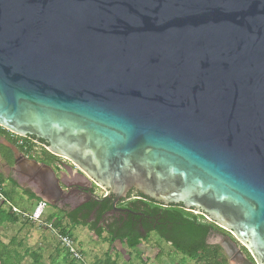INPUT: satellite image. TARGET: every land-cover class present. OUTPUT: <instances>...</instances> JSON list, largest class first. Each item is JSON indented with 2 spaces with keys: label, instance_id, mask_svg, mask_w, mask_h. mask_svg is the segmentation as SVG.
Masks as SVG:
<instances>
[{
  "label": "water",
  "instance_id": "1",
  "mask_svg": "<svg viewBox=\"0 0 264 264\" xmlns=\"http://www.w3.org/2000/svg\"><path fill=\"white\" fill-rule=\"evenodd\" d=\"M0 128L68 162H33L48 206L79 174L264 264V0H0Z\"/></svg>",
  "mask_w": 264,
  "mask_h": 264
},
{
  "label": "trees",
  "instance_id": "2",
  "mask_svg": "<svg viewBox=\"0 0 264 264\" xmlns=\"http://www.w3.org/2000/svg\"><path fill=\"white\" fill-rule=\"evenodd\" d=\"M21 150L23 151V149ZM40 154L42 157L55 159L45 150H42ZM44 162L46 161L44 160ZM7 180L18 188L11 178ZM4 181L5 179L0 175V186ZM22 192L29 200L36 199L35 195L29 190H23ZM139 197L124 204V207L133 214L121 215L118 218L104 217L107 212L112 210V198H106L101 203L92 201L82 206L78 210L86 214L82 216V220H77L71 214L61 213L45 221L51 222L59 228L61 233L70 237L69 232L62 229L63 222L67 221L71 226L86 227L95 237L101 238L105 234L108 243L119 242L128 250L136 253H138L140 244L147 241L149 235L154 233L178 255L196 264H228L227 258L219 245L207 244L210 234L221 232V229L206 221L203 216L186 212L180 206L164 208L141 196ZM92 212H96V214L93 221L89 222L88 216ZM2 222L16 223L17 218L0 208V224ZM243 250L245 251V249ZM245 253L248 255L246 251ZM9 259L7 246L0 242V264H14ZM103 264L114 263H111L110 259L107 258Z\"/></svg>",
  "mask_w": 264,
  "mask_h": 264
},
{
  "label": "rangeland",
  "instance_id": "3",
  "mask_svg": "<svg viewBox=\"0 0 264 264\" xmlns=\"http://www.w3.org/2000/svg\"><path fill=\"white\" fill-rule=\"evenodd\" d=\"M39 154L34 153L35 157ZM59 159V158H58ZM62 162L68 163L65 159ZM5 172V173H4ZM3 173L10 176L17 184L14 187L12 184L7 183L1 191V194L11 204L15 205L16 199H26L23 194L24 190L32 189L30 184L25 181L19 174L18 170L9 173ZM97 194L104 193L101 189L96 190ZM25 202V201H24ZM17 209L25 212L29 211L30 207L17 204ZM0 208L6 213L10 214L5 205L0 204ZM187 212V211H186ZM193 215H198L196 212H190ZM61 213L55 207L48 206L43 212V218L49 220L51 217L60 215ZM11 215V214H10ZM13 216V215H12ZM16 223L2 222L0 224V242L8 248L10 261L14 264H81L73 261L66 254L60 244L53 238L48 231L42 226L30 223L28 220L19 216ZM62 229L69 232L74 239L76 246L82 253L84 263L86 264H103L107 258L114 264H196L195 262L178 255L174 250L163 241H161L154 233L149 235L147 241H144L138 247V253L128 250L124 245L119 242L110 244L107 242L105 234L101 238H97L86 227L71 226L65 221L63 222ZM221 230V232L210 235L207 239L208 245H219V237L231 236ZM232 239V238H231ZM233 240V239H232ZM237 247L244 253V256L251 260L249 255L245 253L243 248L236 243ZM224 255L227 258L228 264H235L226 255L221 247Z\"/></svg>",
  "mask_w": 264,
  "mask_h": 264
},
{
  "label": "crops",
  "instance_id": "4",
  "mask_svg": "<svg viewBox=\"0 0 264 264\" xmlns=\"http://www.w3.org/2000/svg\"><path fill=\"white\" fill-rule=\"evenodd\" d=\"M37 154L39 153L37 152ZM44 160L46 162H44ZM33 162H36L37 166L45 164L51 168L56 163L55 159H49L47 157H42L41 155H39V157H35L34 153L32 155L24 153V151H22L19 147L16 146L15 140L10 137L9 133L6 132L4 129L0 128V175L5 179L4 183L0 186L1 191H3L5 185L9 183L7 179L11 178L8 175L6 176L4 174V171L9 173V170H18L20 171L18 173L21 174V177L25 179V181L33 180L34 176H36V166L33 165ZM27 183L32 185V189H29V191L35 195L36 199L29 200L27 196H25V200L21 198H15V204L16 206L18 203L20 204V206L23 205V210H26L25 207H30L29 211H25V213H31L36 203L40 200L39 190L35 184H32L31 182Z\"/></svg>",
  "mask_w": 264,
  "mask_h": 264
},
{
  "label": "built area",
  "instance_id": "5",
  "mask_svg": "<svg viewBox=\"0 0 264 264\" xmlns=\"http://www.w3.org/2000/svg\"><path fill=\"white\" fill-rule=\"evenodd\" d=\"M9 135L15 140L16 146L20 149H23L24 153L26 154L32 155L33 153H39L42 150H45L43 145L30 138H22L12 133H9ZM0 204L5 205L11 215L19 216L28 220L32 224L42 226L53 238H55L66 254L70 257V259L81 264H86L84 263L82 253L76 246L74 239L67 234L61 233L59 228L55 227L51 222L45 221L43 218V212L48 205L44 200L40 199L34 206L31 213H25L17 209L7 199H5L1 194L0 189Z\"/></svg>",
  "mask_w": 264,
  "mask_h": 264
},
{
  "label": "flooded vegetation",
  "instance_id": "6",
  "mask_svg": "<svg viewBox=\"0 0 264 264\" xmlns=\"http://www.w3.org/2000/svg\"><path fill=\"white\" fill-rule=\"evenodd\" d=\"M41 145H43L42 142H38ZM55 165L52 166L53 170L55 171V173L57 174V176L59 175V171H61V167L64 166L65 164L68 165L65 162H62L61 159L56 158L55 157ZM54 164V163H53ZM68 171V170H67ZM68 174V173H67ZM63 178H65V176H63ZM27 182H32V180H28ZM71 185L69 186V188H65L64 186L61 185V188L63 190L62 196L59 200H57L55 202V209L57 211H59L62 214H71L73 216H75L77 218V220H82V216L86 215L85 213H82L80 211H78L82 206L92 202V200L87 201L85 200V192H92L97 194L96 190H98V188L92 184L89 186V184L82 179V177L79 176V174H74L71 179H70ZM104 193H102L101 195H103ZM140 195H138L137 193L130 191L126 197L124 199L119 200L116 203V208H118L119 210H128L127 208L124 207V204L130 200H135L140 198ZM112 198V206H113V201L114 198ZM113 208V207H112ZM96 212H92L89 214L88 216V220L89 222H92L94 217H95ZM121 215H129L127 213H123V212H112V210L110 212H107L104 217L107 218H111V217H116L118 218ZM214 233L210 234L213 235Z\"/></svg>",
  "mask_w": 264,
  "mask_h": 264
},
{
  "label": "bare ground",
  "instance_id": "7",
  "mask_svg": "<svg viewBox=\"0 0 264 264\" xmlns=\"http://www.w3.org/2000/svg\"><path fill=\"white\" fill-rule=\"evenodd\" d=\"M224 247V246H223ZM224 249H226V247H224ZM227 251V250H226Z\"/></svg>",
  "mask_w": 264,
  "mask_h": 264
}]
</instances>
